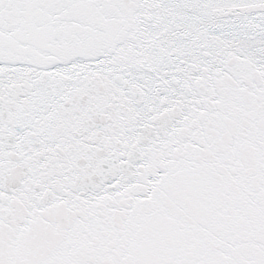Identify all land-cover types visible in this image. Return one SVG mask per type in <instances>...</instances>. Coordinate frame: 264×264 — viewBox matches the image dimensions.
Segmentation results:
<instances>
[{
  "label": "snow or ice",
  "instance_id": "snow-or-ice-1",
  "mask_svg": "<svg viewBox=\"0 0 264 264\" xmlns=\"http://www.w3.org/2000/svg\"><path fill=\"white\" fill-rule=\"evenodd\" d=\"M0 264H264V0H0Z\"/></svg>",
  "mask_w": 264,
  "mask_h": 264
}]
</instances>
